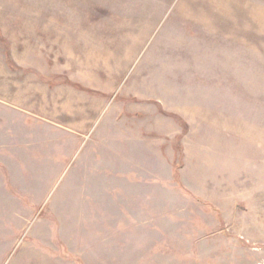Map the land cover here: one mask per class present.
<instances>
[{
    "label": "rangeland",
    "instance_id": "rangeland-1",
    "mask_svg": "<svg viewBox=\"0 0 264 264\" xmlns=\"http://www.w3.org/2000/svg\"><path fill=\"white\" fill-rule=\"evenodd\" d=\"M0 264H264V0H0Z\"/></svg>",
    "mask_w": 264,
    "mask_h": 264
}]
</instances>
